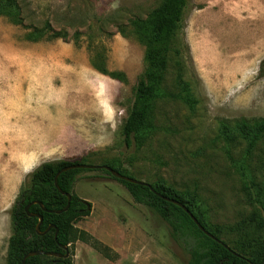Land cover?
<instances>
[{
  "label": "rangeland",
  "instance_id": "1",
  "mask_svg": "<svg viewBox=\"0 0 264 264\" xmlns=\"http://www.w3.org/2000/svg\"><path fill=\"white\" fill-rule=\"evenodd\" d=\"M13 1L22 24L0 15V264L12 206L44 162L118 166L194 196L210 224L232 225L254 210L244 181L264 177V129L247 150L264 124V0H187L179 37L195 109L158 101L157 130L130 146L122 127L145 53L132 24L163 0ZM34 32L41 36L26 38ZM74 192L91 204L74 226L112 259L76 241L73 264H190L170 226L116 180L85 171Z\"/></svg>",
  "mask_w": 264,
  "mask_h": 264
},
{
  "label": "trees",
  "instance_id": "2",
  "mask_svg": "<svg viewBox=\"0 0 264 264\" xmlns=\"http://www.w3.org/2000/svg\"><path fill=\"white\" fill-rule=\"evenodd\" d=\"M187 5V0H163L145 20H137L132 24L137 40L145 47V53L143 76L134 89L133 105L122 127L127 146L139 140H147L149 134L157 130L153 111L158 101L179 103L189 111L195 109L197 100L190 83L184 79L183 51L179 37ZM0 15L8 17L14 24H22L19 9L13 0H0ZM46 26L51 28L48 24ZM52 35L56 37L53 31ZM39 36L37 32L26 34V38L31 40ZM263 67L264 60L260 65L261 72ZM112 77L124 81L122 74ZM263 129L264 124H261L258 132L250 139L247 138L248 152L255 147ZM77 164L88 163L84 158L44 162L28 176L12 206V234L8 241L6 264H22L24 256L33 251L64 255V247L68 251L66 258L34 256L27 258L25 264H73V246L76 241L88 244L103 257L112 259L108 246L74 226L77 220L91 213V204L74 192L80 173L91 170L72 169L62 172L57 178L59 190L54 185V177L62 168ZM100 166H108L122 175L134 178L118 166ZM96 171L124 186L135 203L154 210L170 226L173 238L189 255L190 264H264V177L257 180L249 175L244 181L246 198L254 210L232 225H221L207 222L194 196L187 192L176 191L163 183H148L151 190L146 186L115 179L104 169ZM65 194L70 195L68 209L59 214L53 213L66 207ZM164 197L183 204L220 243L207 237L183 209L165 201ZM34 201L42 206L33 204ZM28 204H31L28 213L34 217H29L24 210ZM38 216L42 217L39 228L41 233L51 227L42 235H38L35 230Z\"/></svg>",
  "mask_w": 264,
  "mask_h": 264
},
{
  "label": "water",
  "instance_id": "3",
  "mask_svg": "<svg viewBox=\"0 0 264 264\" xmlns=\"http://www.w3.org/2000/svg\"><path fill=\"white\" fill-rule=\"evenodd\" d=\"M72 169H85V170H97V169H104L106 171H108L112 177H114L115 179H118V180H122V181H126V182H129V183H132V184H137V185H142V186H146V187H149L151 190H153L151 188V186L148 184V183H145V182H142V181H139V180H136L134 178H131V177H128V176H125V175H122L118 172H116L115 170L111 169L110 167L108 166H100V165H93V164H77V165H72V166H67V167H64L62 168L54 177V185L56 187V189L59 190V187L57 185V178L59 176L60 173L62 172H66L68 170H72ZM62 194H64L62 191H60ZM65 196L67 197V205L66 207L63 209V210H60V211H52L53 213H56V214H59L63 211H66L69 207V203H70V195L69 194H65ZM165 201H168L178 207H180L181 209H183L187 214L188 216L191 218V220L194 222V224L198 227V229L203 232L207 237L211 238L212 240H215L217 241L218 243H220L219 240H217L214 236H212L210 233H208L204 227L197 221V219L192 215V213L183 205L181 204L180 202L178 201H175V200H172V199H169V198H166L164 197L163 198ZM33 204H39L40 206L41 203L37 202V201H34ZM31 204H28L27 206H25L24 210L25 212L28 214L29 217H34L35 215L33 214H30L28 213V209L30 207ZM38 223L36 225V232L38 235H42L44 234L46 231H48L51 227H49L45 232L41 233L39 231V228H40V225L42 223V217L38 216ZM57 232V231H56ZM56 232H55V238H56ZM64 250L66 251L64 255H61L59 253H55V252H43V251H33V252H29L27 253L23 260H22V264H25V260L29 257H34V256H47V257H56V258H66L68 256V251L66 249V247H64Z\"/></svg>",
  "mask_w": 264,
  "mask_h": 264
},
{
  "label": "bare ground",
  "instance_id": "4",
  "mask_svg": "<svg viewBox=\"0 0 264 264\" xmlns=\"http://www.w3.org/2000/svg\"><path fill=\"white\" fill-rule=\"evenodd\" d=\"M19 155H20V153H19ZM27 156V155H26ZM20 157H21V155H20Z\"/></svg>",
  "mask_w": 264,
  "mask_h": 264
}]
</instances>
